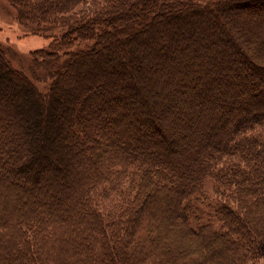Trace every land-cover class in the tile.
Instances as JSON below:
<instances>
[{"label":"trees","instance_id":"16d2710c","mask_svg":"<svg viewBox=\"0 0 264 264\" xmlns=\"http://www.w3.org/2000/svg\"><path fill=\"white\" fill-rule=\"evenodd\" d=\"M8 1L28 31L62 28L30 51L31 72L46 78L40 89L0 43V69L23 83L25 103L52 116L70 94L86 95L78 120L50 128L73 127L65 149L77 153L78 170L64 178L62 162L38 182L34 166L46 165L39 154L52 151L39 124L16 117L27 104L0 94V264H241L264 255V16L243 9L264 0ZM97 56L106 63L85 66ZM77 67L68 92L62 84ZM249 77L260 91L242 101L231 92ZM144 82L156 86L160 114L146 125L137 111H152L149 89L139 94ZM107 91L98 105L91 99ZM103 109H111L107 119L85 133L86 117ZM179 118L177 138L142 131ZM118 188L127 193L100 205L99 195Z\"/></svg>","mask_w":264,"mask_h":264},{"label":"rangeland","instance_id":"374dc122","mask_svg":"<svg viewBox=\"0 0 264 264\" xmlns=\"http://www.w3.org/2000/svg\"><path fill=\"white\" fill-rule=\"evenodd\" d=\"M256 4H260V5L257 6ZM256 4H254V7H249V8L244 7L243 9H245V10L253 9V10H256L257 13L264 16V1H262V2L258 1ZM87 9H88V5H79L76 10L85 11ZM146 11L150 12L151 9L149 8ZM250 12H252V11H250ZM220 21H223V23L226 24L225 20H220ZM231 27L234 31L233 26H231ZM61 29L62 28H59V27H53L51 29L45 30L44 32L41 31L42 33H32L31 31H28L26 28L22 27L19 24L18 19H17L16 9L11 5V3L8 0H0V43L3 44L5 47H7V51L5 52V57L12 66L21 69L25 74H27L32 79V81H34L38 85L39 89L42 87H45L43 81H41V80L46 79V78H44V76H41L40 77L41 80H40L39 77L33 75V73L31 72L30 65H29L30 61H32L31 56H30V51L34 50V49L46 47L50 41V37L46 36L45 34H48L51 32L54 33V31L57 32ZM233 31H232V33H233ZM127 47H129V46L127 45ZM132 53H133V51H130L129 54H132ZM122 56H124V55H122ZM117 59H118V56H115L114 58H112L110 60L108 59V61H115ZM252 61L255 64L261 63L254 58H252ZM104 63H106L105 58H99V56H97L96 58L92 59L91 57H89L86 60L85 66L89 67V68L90 67L94 68V67H97L99 65H103ZM261 65H263V64H261ZM80 71H81V67L70 68L69 72L67 73L66 78H65V80L67 82L66 83H65V81L63 82L62 88L64 89L66 87L67 91L69 92L71 90V86L73 84V82L71 81L72 80L71 78L75 77L76 74H78V76H79ZM130 78H132V76H130ZM128 79L129 78L127 76H123V77L117 79V83L119 85H121ZM248 79H249V82L247 84H249V86L237 84L236 88L231 92L233 94H236L239 98H241L242 101L247 99V97L250 93L256 95L260 91V90L258 91V88L256 87L257 84L256 85L254 84L255 80L253 78H250V77ZM101 84H104V83H101ZM8 86H9V88H7ZM96 87L98 88L99 84H97ZM154 89H156L155 85H151V87H149L148 83H145V82L142 84L141 87H139V94L141 93V94H143V96L146 95L145 93L147 92V90L149 91V93H147L146 105H148L149 107L152 108V111H150L146 114V113H144L145 112L144 108L141 107V105H137V111L139 113H141V115H144V116L147 115V116H145V118H143V116L139 115L140 117L143 118V119H140V122L143 123L142 125L150 124V122L152 120H156V119H158V117H160V114L158 112L159 109H157L159 107V103L157 105L156 94L153 92V91H155ZM24 91H26V90H25L23 83H21V81L19 79H16L14 74L13 75H11V74L6 75L0 69V94L1 95L10 96L8 98L9 101L13 102L14 105L21 107L22 102L25 103L27 100V96H28V94H27V96H25ZM75 91H73V93ZM112 93H113V91L112 92L107 91L104 93L99 92V93L95 94V96L91 99H93L94 103L96 105H98L99 100L109 98L112 95ZM85 95H86L85 92H81V93L73 94V95L70 94L69 97H67L66 99H64L60 102V104L62 105V108H63L61 110V112L57 113L55 115H52V116L49 114V111L47 109L43 110L45 113H44V115H41V112L39 110H37L36 108H34L35 105L32 103H28V104L25 103V104H27V106L25 108H22L21 111L16 113V115L18 114L20 117L22 115L25 116V121H27V118L29 117L28 120H30V123L33 126H35V125L37 126L38 124L40 125L41 130H42L40 135L43 137V139H45L43 149L46 148V149H49L52 151V154H50V156H43V155H46L48 153L39 154V159L41 161H43V163H46V165H44L43 167H41L42 165L41 166L35 165L34 169L37 171H35L34 177L31 178V180H35L38 182L47 181V179H48V176H47L48 168L51 167L52 165L59 164L60 170H61L63 167V165H61L62 162L65 164L64 168L66 169L64 172V175H63L64 178L66 177L68 179V177L70 175L74 174L75 171L78 170L77 168L74 167V163L76 161H79V158L77 160V155H76L77 153L66 155L67 151L65 149V147H66L65 144H68L67 141H69V139H67L68 135H65V134L68 133L69 136H73V133H76V132H74L73 127L69 123H67V125H65V127H64L65 130L62 129L59 132L60 134H57V135H55L53 133V130L50 128H51V125H53V124L62 123L63 119L65 117L70 116V121H72V122H74L75 120H78L82 114L83 108H82L81 103H82V101H85ZM126 99H129V98H126ZM7 104H8V102H7ZM110 110L109 109H103L102 112H100V114L97 116H89L88 118L86 117V120L84 121V124H83V126L85 127V131H86L85 133L89 132V130H90V129L88 130V128L90 126L89 124H91L93 121H95V120H106L107 115L109 114ZM222 110L225 111L226 107L222 108ZM172 111L168 110L167 115H172L173 114ZM107 112H108V114H107ZM36 114L41 115L42 117H40V119H36L37 118ZM18 115L16 117H18ZM125 118L127 120H130L131 115L129 113H127L125 115ZM38 121H40V122L38 123ZM177 122L168 123V124L167 123L166 124L160 123V125L156 126V129H154V130H152V128H150V127H147L144 130L137 128L136 130H139V132L141 130L147 131V133H150V131H154V134H156V136L160 137V139H162L164 137L165 138H173V137L177 138V132L179 130H177L175 132H174V130L177 128L179 129V126H181V124H182V119L179 118ZM171 125H172V127H171ZM139 132H134V133H139ZM260 137H261V132H260ZM101 138H102V140L100 141V144H106L104 138L102 136H101ZM36 154L38 155V152ZM34 155H35V153H34ZM111 165H112V163H111ZM51 171L56 172L55 169H52ZM212 184H213L212 180H208L206 182L207 193H208V195H212V196L216 197L214 190L212 189ZM56 185H57V183H52L48 186L50 189H54L56 187ZM119 187H125V185L119 186ZM120 191H122L123 193H127L124 189L118 188L116 191L115 190L110 191V193H109V191H107V195H104V196L99 195L100 205L106 206V208H110L108 206L110 204L116 202V200L118 198L117 193ZM204 210L208 211L207 208H205ZM158 227H159V225H158ZM173 231H174V229H172L171 231L169 230L167 232V234H171V232L173 233ZM174 233H177V231H175ZM167 234H166V236L168 237ZM170 236H172V235H169V237ZM169 239H170V241H168V242L173 244V241H175V239L173 237H170ZM196 264H217V263L208 262V263H196ZM241 264H264V255H260L257 258L249 259V260H247Z\"/></svg>","mask_w":264,"mask_h":264}]
</instances>
